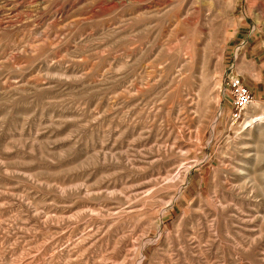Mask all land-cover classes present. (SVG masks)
<instances>
[{"label": "rangeland", "instance_id": "374dc122", "mask_svg": "<svg viewBox=\"0 0 264 264\" xmlns=\"http://www.w3.org/2000/svg\"><path fill=\"white\" fill-rule=\"evenodd\" d=\"M141 255L264 264V0H0V264Z\"/></svg>", "mask_w": 264, "mask_h": 264}, {"label": "built area", "instance_id": "2783aa9c", "mask_svg": "<svg viewBox=\"0 0 264 264\" xmlns=\"http://www.w3.org/2000/svg\"><path fill=\"white\" fill-rule=\"evenodd\" d=\"M228 87L232 96L229 121L231 126H238L245 120L247 109L254 103V96L251 90L238 78H231Z\"/></svg>", "mask_w": 264, "mask_h": 264}, {"label": "bare ground", "instance_id": "6f19581e", "mask_svg": "<svg viewBox=\"0 0 264 264\" xmlns=\"http://www.w3.org/2000/svg\"><path fill=\"white\" fill-rule=\"evenodd\" d=\"M250 108V107H249ZM248 108V109H249ZM201 197V196H200ZM211 197V196H210ZM201 199H203V198H201ZM201 199L199 200V201H201ZM205 199V198H204ZM209 201V200H208ZM203 202V201H202ZM199 204V203H198ZM143 259H144V256L143 255H141V257H140V259L138 260V263L137 264H141L142 263V261H143Z\"/></svg>", "mask_w": 264, "mask_h": 264}]
</instances>
